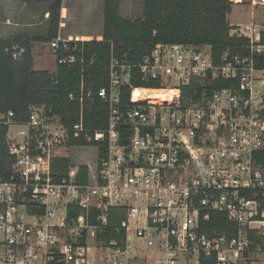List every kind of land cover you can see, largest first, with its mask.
Returning <instances> with one entry per match:
<instances>
[{
    "label": "built area",
    "instance_id": "built-area-1",
    "mask_svg": "<svg viewBox=\"0 0 264 264\" xmlns=\"http://www.w3.org/2000/svg\"><path fill=\"white\" fill-rule=\"evenodd\" d=\"M234 31L248 38L249 56L224 54L214 63L208 45L156 43L138 60L111 56L108 83L98 90L82 80L80 102L95 93L107 104L106 126L85 130L106 146L88 182L78 181V165L62 171L57 159L68 157V129L43 106H31L22 122L1 114L13 161L8 176L0 174V264H150L129 249L131 221L160 253L153 264L212 257L215 264H264V68L254 59L264 57V24ZM72 40H50L54 56ZM133 77L158 87H134ZM222 80L228 85H217ZM189 84L191 93L182 95ZM81 117L80 110L73 127L84 131ZM11 125L26 126L20 139L8 136ZM68 204L83 212L66 220ZM109 206L126 208L124 248L99 245L98 225L89 223L92 209L104 223ZM211 211L225 213L237 230L209 235L203 223ZM88 239L103 250L100 262L88 259Z\"/></svg>",
    "mask_w": 264,
    "mask_h": 264
},
{
    "label": "trees",
    "instance_id": "trees-1",
    "mask_svg": "<svg viewBox=\"0 0 264 264\" xmlns=\"http://www.w3.org/2000/svg\"><path fill=\"white\" fill-rule=\"evenodd\" d=\"M25 3H42L48 13V41L59 33L63 0H23ZM120 0H103L102 37L99 40H72L68 50L59 48L55 59V70L33 68L31 42L35 38L15 36L0 38V115L12 112V119L22 122L27 119L31 106H43L47 116H55L68 129V157L57 159L62 171L69 164L79 166V182H88L95 173L100 158L106 152L105 141L88 140L85 130H96L106 126L107 104L95 93L79 101L82 80L93 91L108 83V67L111 56L120 60H138L150 53L156 43H182L208 45L214 63L227 57H245L250 52L248 38L232 30L228 15L232 11V0H143L141 16L131 20L120 14ZM241 3V2H238ZM13 52H17L16 58ZM68 54L74 60L68 63L59 60ZM258 68H264V57L254 55ZM134 72V71H133ZM134 87H158L154 81L145 82L131 78ZM219 86L228 85L219 81ZM127 88V87H126ZM192 84L182 89V95L191 93ZM129 91L126 89V94ZM84 131L74 129L80 120ZM7 125L0 129V174L7 177L13 157L5 144ZM80 148V149H78ZM93 149L94 164L76 160L70 151ZM89 155H91L89 153ZM264 163V159H263ZM61 175V174H60ZM83 211L75 204L67 205L66 220L77 218ZM101 211L92 209L88 220L98 225L96 241L99 245L124 248L126 229L121 223L126 220L124 206H109L105 209V222L98 223ZM209 234H232L237 230L223 212L211 211L203 223ZM85 237V234H84ZM84 238L82 239V242ZM199 264H215V259L200 258Z\"/></svg>",
    "mask_w": 264,
    "mask_h": 264
},
{
    "label": "rangeland",
    "instance_id": "rangeland-1",
    "mask_svg": "<svg viewBox=\"0 0 264 264\" xmlns=\"http://www.w3.org/2000/svg\"><path fill=\"white\" fill-rule=\"evenodd\" d=\"M232 1L234 3H241L232 5V11L228 15V22L230 25L238 26L237 28H244L252 22L260 23L261 25L264 24V4L262 3L264 2V0ZM142 3L143 0H120V14L125 18L133 20L141 16ZM65 5L66 18L64 20L66 23L67 31L83 33L87 35V38L90 39H101L103 0H66ZM30 7L34 8L33 6ZM35 9L37 18L35 20V25L32 32L33 35L37 36L32 41L34 68L37 70L51 71L55 69L56 59L54 58V53L51 50L49 41L46 39L48 35V21L40 23L41 19L44 16L45 6L42 3H39L38 5H35ZM233 33H236V31L233 30ZM174 85H176V82H174L171 86ZM26 129L27 128L24 125H11L9 127L8 136L12 137L13 135H17L19 131H26ZM17 138L20 139L21 136L17 135ZM70 152L76 160L89 162L92 165L94 164L92 155L95 153L92 148H83L81 150H74ZM89 153L91 155H89ZM134 227L135 224L131 221L128 228L129 249L134 251L137 250L141 254H146L148 263L153 264L157 258H160V253L155 250L154 247H148L144 238L139 237L135 234ZM87 247L88 259L90 261L100 262L99 258L103 250L97 247L95 240L88 239ZM108 250H106L105 253H108ZM139 263L143 264L144 261Z\"/></svg>",
    "mask_w": 264,
    "mask_h": 264
},
{
    "label": "crops",
    "instance_id": "crops-1",
    "mask_svg": "<svg viewBox=\"0 0 264 264\" xmlns=\"http://www.w3.org/2000/svg\"><path fill=\"white\" fill-rule=\"evenodd\" d=\"M65 1L66 0L62 1L61 18H60L59 33H58L59 36L74 40H85V41L95 40V39L87 38V35L83 33H77L73 31L72 33L67 31L66 23L64 20L66 18ZM262 3L264 4V2ZM234 4H239V3L235 2ZM29 5L33 6L34 8H31ZM46 14L47 11L44 12V16L41 19L40 23L47 21L48 15ZM36 18H37L36 9L34 5L25 3L23 0H0V38L3 39L12 38L15 36H26L30 38H36L37 36L32 34ZM32 48H33V42H31V53L33 57V68H34V55ZM54 70L55 69L51 70L50 72H53Z\"/></svg>",
    "mask_w": 264,
    "mask_h": 264
},
{
    "label": "bare ground",
    "instance_id": "bare-ground-1",
    "mask_svg": "<svg viewBox=\"0 0 264 264\" xmlns=\"http://www.w3.org/2000/svg\"><path fill=\"white\" fill-rule=\"evenodd\" d=\"M141 90L137 89L134 94L140 93Z\"/></svg>",
    "mask_w": 264,
    "mask_h": 264
}]
</instances>
